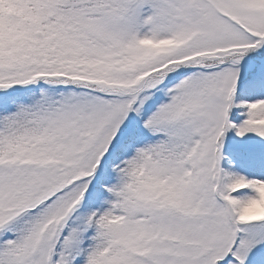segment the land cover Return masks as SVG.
<instances>
[{"label": "snow or ice", "instance_id": "6c2138e0", "mask_svg": "<svg viewBox=\"0 0 264 264\" xmlns=\"http://www.w3.org/2000/svg\"><path fill=\"white\" fill-rule=\"evenodd\" d=\"M0 264H264V0H0Z\"/></svg>", "mask_w": 264, "mask_h": 264}]
</instances>
